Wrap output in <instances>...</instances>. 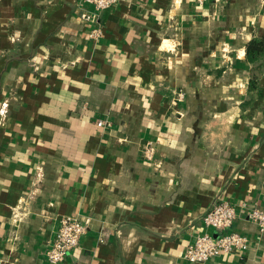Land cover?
Masks as SVG:
<instances>
[{
  "label": "crops",
  "instance_id": "0c3cea01",
  "mask_svg": "<svg viewBox=\"0 0 264 264\" xmlns=\"http://www.w3.org/2000/svg\"><path fill=\"white\" fill-rule=\"evenodd\" d=\"M90 9L0 0V264H51L65 214L88 227L56 264H264L245 216L264 210V54L245 56L264 0H123L96 22ZM220 198L249 247L188 262L196 235L218 234L202 216Z\"/></svg>",
  "mask_w": 264,
  "mask_h": 264
},
{
  "label": "built area",
  "instance_id": "2783aa9c",
  "mask_svg": "<svg viewBox=\"0 0 264 264\" xmlns=\"http://www.w3.org/2000/svg\"><path fill=\"white\" fill-rule=\"evenodd\" d=\"M90 6L82 16L86 21L96 22L99 12L119 4L123 0H81ZM198 4L204 2L216 3L219 0H195ZM102 33L100 26L90 27L88 36L92 39L98 38ZM105 121L98 120L97 125H104ZM108 125V124H105ZM156 151L154 142H147L143 147V154L146 160H153ZM238 211L232 202L217 199L212 202L209 209L202 216V224L218 232L211 234L202 232L196 235L191 242L185 246L184 258L188 262L199 263L208 259L218 257L222 254L238 252L244 254L249 247L248 238L231 229ZM245 216L254 222L258 230L264 233V210L258 206H251L245 209ZM88 227L87 219H81L76 214L63 215L58 223L53 237L49 240L45 249V256L49 263L56 264L65 260L80 243V239Z\"/></svg>",
  "mask_w": 264,
  "mask_h": 264
},
{
  "label": "trees",
  "instance_id": "16d2710c",
  "mask_svg": "<svg viewBox=\"0 0 264 264\" xmlns=\"http://www.w3.org/2000/svg\"><path fill=\"white\" fill-rule=\"evenodd\" d=\"M263 54H264V37L259 39L253 38L247 42L245 49V56L248 61L254 63ZM255 70L256 68L252 69V74L250 77V84L252 86L254 85L258 77V74L255 73L256 72ZM257 70H259V68H257Z\"/></svg>",
  "mask_w": 264,
  "mask_h": 264
}]
</instances>
